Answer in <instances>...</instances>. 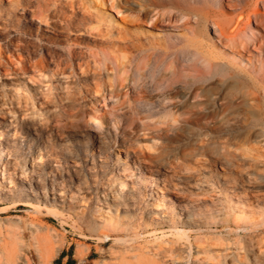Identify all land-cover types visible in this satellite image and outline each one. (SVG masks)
Segmentation results:
<instances>
[{"label":"rangeland","instance_id":"obj_1","mask_svg":"<svg viewBox=\"0 0 264 264\" xmlns=\"http://www.w3.org/2000/svg\"><path fill=\"white\" fill-rule=\"evenodd\" d=\"M256 1L33 0L31 4H22L26 13L21 7L18 9L17 17L23 29L9 26V36L0 38L3 46L9 37L28 45L13 54L10 66L18 71L22 60L30 67V60L45 53L52 70L65 68L72 75L69 78L76 108L61 123L46 116L45 111L52 103H36L35 109H41L43 118L46 117L41 124L43 161L59 165L64 178L59 181L64 182L66 189L70 187L68 166L71 172L72 167L78 168L91 186L95 184L94 179L97 184L114 187L121 182L127 205L112 212L130 227L127 245L168 246L151 234L173 229L175 235L165 238L178 240L175 248L187 249L191 245L193 256L190 258L187 252H182L180 260L185 264H203L206 254L199 252V245L215 248L217 243H222L233 250L236 241L247 239L244 230L225 226L219 217L206 222L203 219L198 227L182 224L179 217L184 218V211L179 206H184L186 201L193 206L199 203L196 190L183 181L187 176L192 175L199 183L217 189L218 183L232 173L214 161L209 151L195 158L188 153L192 131L206 141L205 133L217 134L213 123L229 116L224 108L228 99L223 98L227 84L232 87L235 111L251 119L257 117L261 122L262 135L249 142L258 149L248 153L250 157L246 159L257 157L264 161V0L258 5ZM38 2L43 7L49 3L51 10L57 6L60 17L55 18L56 24L32 15L31 10ZM256 9L261 14L255 15ZM15 24L16 21L12 23ZM237 25L241 31L236 39H226L224 34L233 33ZM104 65L110 68L109 76L102 71ZM87 66L92 72L89 79L94 71L102 72L103 88H109L105 98L95 90L87 91L83 71ZM188 90L198 91L200 96L195 101L202 105L189 113L177 108L170 110L172 101L166 96L182 95ZM212 92H218L220 100L214 99ZM211 101L215 103L205 104ZM17 129L19 136L23 134L22 127ZM101 136L104 156L96 144ZM228 138L227 133H222L220 141ZM161 155L175 166L173 173L164 170L158 160ZM138 156L158 160L154 169L159 172H149V166L141 164ZM118 159L127 162L125 169H118L121 166ZM163 181L168 183V188L161 184ZM156 182L167 190L166 214L174 212L173 222L166 226L148 224L161 221L152 218L147 207L148 202L162 203ZM210 194L209 198H220L215 190ZM80 197H77L78 207L60 215L53 212L55 208L51 204L32 197L21 196L22 204L12 209L8 207L14 205L15 199L0 197V231L10 230L22 236V253L29 258V264H45L32 246L28 250L36 226L53 228L59 246L57 256L46 264H56L62 253L72 257L76 264H120V245L113 239L104 241L101 230H94L90 225V221L108 218L112 212L99 211L102 206L94 192H85L84 201ZM173 202L175 207H171ZM37 204H40L39 212L35 209ZM233 204L241 205L236 198ZM257 208V203L246 207V215L249 217ZM184 231L189 236L178 237ZM167 260L172 264L169 257ZM25 263L26 259L21 260V264Z\"/></svg>","mask_w":264,"mask_h":264},{"label":"bare ground","instance_id":"obj_2","mask_svg":"<svg viewBox=\"0 0 264 264\" xmlns=\"http://www.w3.org/2000/svg\"><path fill=\"white\" fill-rule=\"evenodd\" d=\"M259 1H256V5ZM23 3L31 4L33 0H0V38L9 36V26L23 29L17 17L18 9ZM48 6L49 3L46 4V7H43L42 3L38 2L36 8L31 10L32 15L37 16L42 21H51L56 24L55 18L60 17V10L55 5L52 10ZM21 9L25 13L27 12L23 7ZM254 14L259 15L261 13L256 9ZM250 18L251 16L245 22L246 27L249 26ZM15 21L16 24L12 25ZM240 31L241 28L237 25L233 33L224 32V37L228 40H235ZM21 41L16 37H9L4 46L0 44V197L8 196L15 199L14 205H9V209L22 204L21 199H19L21 196L32 197L38 202L51 204L55 208L53 212L60 215V212L78 207V196L81 195V201H84L86 199L85 192H94L98 204L102 206L99 211L105 209L109 213L112 211L118 212L119 208H124L127 205L121 182L118 183V187H114L97 184L94 179L95 184L91 186V183L83 177V173L78 168L72 167L73 172H71L68 166L67 174L70 187L66 189L64 182L59 181V178L64 181L61 172H59V165L43 161L44 155L41 146L44 139L41 124L46 117L43 118L41 109H35L36 103L42 105L52 103V106L45 111L47 114L45 115L47 118L61 123V120L69 115L73 108H76V99L72 93L73 83L69 78L72 75L67 74L65 68L52 70L45 53H41L34 61L30 60L32 62L30 67L25 60L21 61L20 71L11 67L10 64L15 50L25 49L28 46L22 45ZM200 59L207 61L201 57ZM109 69L104 65L102 71H105L104 73L108 72L106 75L109 76ZM83 71L85 72L84 83L85 86H88L87 91L95 90L98 95L100 94L101 97L105 98L109 88H103L105 85L102 72L97 73L94 71L89 79L88 75L92 73L91 68L87 66ZM4 79L7 81H4ZM37 81L38 83H36ZM109 87L112 90L113 84L111 83ZM212 94L214 99L218 98L220 100L218 92H212ZM212 94L208 93V95ZM232 94V87L227 84L223 98L228 99L224 108L229 116L221 122L216 121L213 123V127L215 126L213 129L217 134L205 133V136L208 137L205 141L200 137V134L196 135L192 131L188 149V153L192 158L198 155L205 156L209 151L214 161L220 162L223 169L231 170L232 173L224 177V182L220 181L218 183L217 189L199 183L192 175L187 176L183 181L188 184V187L196 190L199 203L194 206L190 205L188 201L184 206L180 204V209L184 211V218L179 217V222L198 227L203 219L206 222L211 218L219 217L226 223L225 226L231 228L230 226L234 225L237 231L244 230L246 233L247 239L242 238L236 241L233 250H229V247L222 243L219 245L217 243L215 248L199 245V252L206 254L203 264H264V161L259 160L257 157L246 159L249 156L248 153L253 149H258V147L249 145L250 140L259 138L263 130L260 128V119L257 117L251 119V117H245L235 111V104L231 99ZM199 96L198 91L188 90L182 95H168L166 99L172 101L173 106L170 107V110L177 108V110L181 109L183 112L189 113L192 109L202 105V102L195 101ZM205 96L207 95L205 94ZM175 99L177 102H173ZM214 101L205 104H214ZM139 103H143V101H139ZM243 119H245V122ZM21 127L23 128V134L19 136L17 128L21 129ZM222 133L229 135L227 141H220ZM201 141L204 143L199 144L198 142ZM97 143L99 151L104 156L102 152L104 139L102 136ZM196 144L199 146L195 147ZM69 156L73 157L72 154ZM69 156L65 158L68 159ZM137 158L141 164L149 166L147 168L149 172H157L158 169H154V166L157 165L158 160L162 162L164 170L174 172L175 166L169 163L164 155L158 157V160L141 158L140 156ZM127 159L134 162L131 156H127ZM118 161L121 165L118 166V169H125L127 162L122 161V159H118ZM88 170L90 169L88 168ZM56 172L60 174V177L57 176ZM163 177L167 180L165 174H163ZM154 182L155 179H152V183ZM165 182L163 181L161 184L167 187L168 183ZM155 185L159 187V192L162 194L160 196L162 203L148 202L147 207L150 214H152V218L161 219V221H152L148 224L156 227L166 226L173 222L174 212L170 211L169 214H166V210L169 209L167 206V190L157 182ZM92 188L94 190H91ZM134 189V187L131 188L132 191ZM214 190L217 191L220 198H209L210 192ZM182 198L187 199L186 197ZM235 198L241 204L240 206L233 204ZM178 202L181 203L180 200ZM254 203H257L259 208L253 210L248 217L245 208L253 207ZM171 207H175V202L172 203ZM39 208L40 204H37L35 206L36 211L39 212ZM60 208L63 211H60ZM238 211L239 214L236 215ZM90 222L94 230H101L104 241L107 242L113 239L120 245L121 249L118 250L122 258L120 264H169L168 257L172 264H185L180 260L181 253L187 252L190 258L193 256L191 245L187 249L175 248L178 240L165 238L168 235H175L173 229H170L169 232L161 231V234H151L153 237L155 236V240L162 239L169 244L168 246L164 244L131 246L127 245L130 240L128 236L130 227L125 225L120 217L113 215V212L108 218L104 217L102 220H92ZM184 232L179 233L178 237L188 234ZM54 237L53 228L45 229L43 226H36L28 250L32 246L44 258L46 264L59 253V246L56 245L57 240ZM219 239H222V237H219ZM22 240L21 235L12 233L10 230L7 232L0 231V264H21L23 259H26L25 264H29V258L22 253ZM197 261L198 259L195 258L194 262L197 263Z\"/></svg>","mask_w":264,"mask_h":264},{"label":"trees","instance_id":"obj_3","mask_svg":"<svg viewBox=\"0 0 264 264\" xmlns=\"http://www.w3.org/2000/svg\"><path fill=\"white\" fill-rule=\"evenodd\" d=\"M64 257V253L61 254V256L57 259L56 264H62V258ZM67 264H75V260L70 258L67 262Z\"/></svg>","mask_w":264,"mask_h":264},{"label":"crops","instance_id":"obj_4","mask_svg":"<svg viewBox=\"0 0 264 264\" xmlns=\"http://www.w3.org/2000/svg\"><path fill=\"white\" fill-rule=\"evenodd\" d=\"M70 258H72V257H69L68 258V256H66L65 254H64V257L62 258V264H67V262H68V260L70 259ZM73 259V258H72ZM74 260V259H73ZM75 264H76V262H75Z\"/></svg>","mask_w":264,"mask_h":264}]
</instances>
